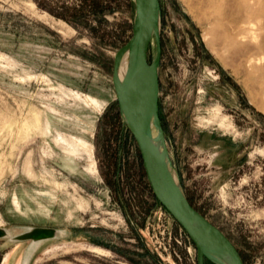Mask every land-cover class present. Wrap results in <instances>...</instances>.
Returning <instances> with one entry per match:
<instances>
[{"label":"rangeland","instance_id":"rangeland-1","mask_svg":"<svg viewBox=\"0 0 264 264\" xmlns=\"http://www.w3.org/2000/svg\"><path fill=\"white\" fill-rule=\"evenodd\" d=\"M159 5L177 181L245 264H264V0ZM132 18L133 0H0V264H195L118 112L112 56ZM30 226L55 232L13 238Z\"/></svg>","mask_w":264,"mask_h":264},{"label":"water","instance_id":"water-1","mask_svg":"<svg viewBox=\"0 0 264 264\" xmlns=\"http://www.w3.org/2000/svg\"><path fill=\"white\" fill-rule=\"evenodd\" d=\"M159 17V0H133L130 36L112 56L111 83L118 112L133 137L153 196L191 241L195 264H204L205 260L214 264H245L233 242L189 202L175 172V179L170 172L174 167L158 111ZM150 44L153 54L149 59ZM124 52L128 65L119 77L117 68ZM54 232L53 227L30 226L13 238L37 240ZM5 234V228L0 226V237Z\"/></svg>","mask_w":264,"mask_h":264},{"label":"bare ground","instance_id":"bare-ground-1","mask_svg":"<svg viewBox=\"0 0 264 264\" xmlns=\"http://www.w3.org/2000/svg\"><path fill=\"white\" fill-rule=\"evenodd\" d=\"M127 65H128V55H127V52H124L123 55L121 56V59L119 61V65L117 68V72H118L119 77H122V75L124 74V72L127 68ZM152 138H153V143L156 145V139L154 136V132H152ZM170 172L175 179L174 170L170 169Z\"/></svg>","mask_w":264,"mask_h":264},{"label":"trees","instance_id":"trees-1","mask_svg":"<svg viewBox=\"0 0 264 264\" xmlns=\"http://www.w3.org/2000/svg\"><path fill=\"white\" fill-rule=\"evenodd\" d=\"M126 130H127V129H126ZM127 132L130 133L128 130H127ZM152 196H153V194H152ZM153 198H154V200L157 202V204H159L158 201L155 199L154 196H153ZM159 205H160V204H159ZM160 206H161V205H160ZM161 207H162V206H161ZM162 208H163V207H162ZM163 209H164V208H163Z\"/></svg>","mask_w":264,"mask_h":264},{"label":"flooded vegetation","instance_id":"flooded-vegetation-1","mask_svg":"<svg viewBox=\"0 0 264 264\" xmlns=\"http://www.w3.org/2000/svg\"><path fill=\"white\" fill-rule=\"evenodd\" d=\"M4 260V259H3Z\"/></svg>","mask_w":264,"mask_h":264}]
</instances>
